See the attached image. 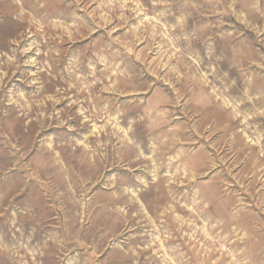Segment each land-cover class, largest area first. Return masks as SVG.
<instances>
[{"label":"rangeland","instance_id":"rangeland-1","mask_svg":"<svg viewBox=\"0 0 264 264\" xmlns=\"http://www.w3.org/2000/svg\"><path fill=\"white\" fill-rule=\"evenodd\" d=\"M0 264H264V0H0Z\"/></svg>","mask_w":264,"mask_h":264}]
</instances>
